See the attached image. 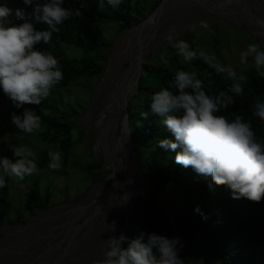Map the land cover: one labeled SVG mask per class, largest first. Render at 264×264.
Returning a JSON list of instances; mask_svg holds the SVG:
<instances>
[{"label":"trees","instance_id":"1","mask_svg":"<svg viewBox=\"0 0 264 264\" xmlns=\"http://www.w3.org/2000/svg\"><path fill=\"white\" fill-rule=\"evenodd\" d=\"M160 1L122 0L119 8L113 10L107 4L99 8L97 0H64L63 7L79 8L81 16L64 21L59 26L60 31L54 32L47 44L41 41L34 45L40 50L50 51L61 65L64 79L54 88L66 90L78 80L99 78L113 45V39L106 38L103 29L108 25H116L121 32L146 17L143 10L147 4L152 12ZM39 2L44 3V0ZM0 4H6L12 10L8 17L12 23L19 25L30 22L36 30L47 28L46 24L33 19L32 5H25L22 0H0ZM17 9L24 12L22 19L16 17ZM179 38L189 42L193 50L201 51L193 39L192 27ZM249 39L257 42L253 37ZM221 40L219 36L214 35L209 43L215 51L213 62L224 64ZM65 44L78 47L80 56H69L64 48ZM162 54L166 55V64L160 59ZM141 67L140 80L127 105V112L139 175L145 178L146 186L135 201V209L131 214L132 231L128 237L135 238L141 231H154L169 238L178 237L183 243L179 252L182 264H264V197L260 202L243 197L234 199L227 186L215 185L199 177L190 166L185 168L175 163V153L157 145L158 139L174 138L161 123V118L152 114L145 120L139 115L141 111H150V99L154 92L161 87L171 88L172 77L177 69L196 72L209 95H217L231 87V83L225 75L216 74L214 68L203 59L185 62L176 55L167 41L150 59L143 62ZM242 70L249 78L244 93L234 95V104L227 110L222 109L218 114L228 116L229 119L241 115L244 120L251 122L257 137H264V121L252 115L257 96L264 99V77H260L255 69H236L237 72ZM52 97L48 96L40 105L26 104L23 107L33 109L41 116L42 130L38 135L50 144L48 148L55 149L58 145L66 163L72 147L78 141L72 138L76 112L63 111ZM48 148L42 150L37 157L39 169L48 166ZM90 154L92 155V152ZM84 170L89 176L100 172L95 181H102L109 171L104 170V163H95L93 158ZM2 190L7 192L6 187ZM29 191L36 209L30 212V216L52 207L49 204L52 197L49 187H46L43 193L34 189ZM159 194L166 198L168 207L166 212L161 213L163 220L158 218L156 203L154 204V198ZM5 199L6 194L0 198V204ZM197 209L207 219H199ZM4 222L13 225L19 224L21 220L0 215V226Z\"/></svg>","mask_w":264,"mask_h":264},{"label":"clouds","instance_id":"2","mask_svg":"<svg viewBox=\"0 0 264 264\" xmlns=\"http://www.w3.org/2000/svg\"><path fill=\"white\" fill-rule=\"evenodd\" d=\"M22 2L33 6V19L46 24L47 28L36 30L30 22L12 23L8 19L12 10L6 4H0V90L17 109L26 104L40 105L64 79L58 59L50 51L34 45L41 41L47 44L53 33L60 31L59 26L64 21L81 16L79 8L63 7L64 0ZM121 3L122 0H97L99 8L107 4L113 10ZM242 11L247 12L248 8L245 6ZM15 15L22 19L24 12L17 9ZM148 23L155 24L156 21L149 19ZM258 23L264 27V20ZM201 26L208 28L203 21ZM165 39L185 62L203 59L216 74L225 75L232 86L215 96L209 95L196 72L177 69L171 88L161 87L154 92L150 111H141L139 115L145 120L152 114L161 118V123L174 138L158 139L157 145L175 153V163L185 168L190 166L199 177L215 185L227 186L234 199L243 197L260 202L264 197V137H257L251 122L241 115L229 119L218 114L234 104V95L244 93L249 78L243 70L237 72L231 65L214 63V58L210 59L204 51L193 50L189 42L178 37L174 26L169 27ZM160 59L167 63L165 54ZM239 63L264 77V46L258 42L248 43L239 52ZM252 115L264 121V99L260 96H257ZM10 119L18 129L21 141L24 134L42 130L41 116L33 109L24 107L20 114L11 113ZM10 147L15 160L0 157V189L6 187L5 175L23 181L37 171L38 158L30 146L17 143ZM46 154L50 169L62 167L63 152L58 145L55 149L48 148ZM122 197V203L129 199L128 194ZM196 214L201 220L207 219L198 209ZM111 225L115 231L114 224ZM104 243V259L93 261V264H182L179 252L183 243L178 237L141 231L135 238L121 233L118 237L110 236Z\"/></svg>","mask_w":264,"mask_h":264},{"label":"water","instance_id":"3","mask_svg":"<svg viewBox=\"0 0 264 264\" xmlns=\"http://www.w3.org/2000/svg\"><path fill=\"white\" fill-rule=\"evenodd\" d=\"M245 6L247 12L242 11ZM260 10L264 13L259 0H231L230 3L228 0H161L147 17L127 29L123 39H117L112 45L101 70V89L88 129L94 161L104 163L108 173L74 201L41 210L20 224L8 239L0 241V264H93L104 259L105 240L121 233L128 236L132 231L131 214L142 189L137 179L139 166L128 127L127 105L136 91L141 63L152 43L146 46L143 40L150 30L157 29L158 34L168 15L183 11L201 12L207 15L205 19L213 21H234L264 46V27L258 23L264 20ZM149 19H155L156 23L149 24ZM256 22L263 28L260 34L263 38L247 27L246 23ZM125 45H129L127 60L130 62L126 60L124 66L125 70L129 68V77L121 80L122 73H116L114 78L110 76L105 81L109 66ZM129 179L132 183H127ZM125 194L129 199L122 203Z\"/></svg>","mask_w":264,"mask_h":264},{"label":"rangeland","instance_id":"4","mask_svg":"<svg viewBox=\"0 0 264 264\" xmlns=\"http://www.w3.org/2000/svg\"><path fill=\"white\" fill-rule=\"evenodd\" d=\"M148 1L152 2L154 0ZM259 2L264 11V1L259 0ZM150 10L149 5L147 4L143 10L146 17L151 13ZM259 13L264 16L262 10H260ZM206 16V14L204 15L201 12L192 14L183 11L173 12L168 15L160 27L157 36L151 41L152 43L147 49V53L144 57L145 59L142 63L150 59V57L161 48L166 41L165 37L168 34L170 26L175 27L178 37L183 35L189 27H192L195 43L210 59L214 58L215 51L209 42L214 35H217L222 39L220 45L223 46L222 54L224 55V64L231 65L234 70L238 68L243 69L244 66L239 63V52L244 49L248 43L252 42L249 39L251 36L242 31L234 21L225 19H216L213 21L211 19H205ZM202 21L208 24L207 29L201 26ZM246 24L250 31L256 32L259 35L262 34L261 31L263 28H261L257 22ZM132 26H135V24ZM129 28L120 32L116 25H108L103 30L105 37L113 39L114 44L117 39H123L124 34ZM260 37L263 38L261 35ZM127 46L129 45L123 47L119 56L109 66L108 70L110 71L106 75L105 81H107L110 76L114 78V74L117 73L118 75L125 71L124 66L126 63L130 62L127 60L129 50ZM64 48L67 54L71 57H75L77 54L80 56L81 54L80 49L73 44H65ZM100 77L86 81L78 80L72 83L66 90H59L56 88L51 90L49 96H53V100L56 101L63 111L76 112L72 138L78 139V141L72 147L67 162L64 163L63 161L62 167L58 170H52L48 166L42 169L37 168L36 172L32 175L26 176L23 181L16 177L5 175V177L7 176V192L5 193L0 189V198L6 194V199L0 204V215L9 219L19 218L21 222L13 225L4 222L0 226V241L8 239L13 230H15L20 224L29 221L32 217L30 216V212L36 210L33 206L31 199L32 194L29 190H39L43 193V190L46 187H49L52 194L49 204L54 207L74 201L89 187V185L97 182L95 181V177L96 175H100V172H94V174L89 176L85 173L84 169L86 165L92 162L93 158L90 154L91 145L88 138V129L92 122V111L97 105V94L101 89L100 84L102 81H100ZM86 87H91V89H87ZM23 108V106L20 109L15 108L11 100L4 95L2 90H0V155L1 157L13 159V162L15 158L13 157V152L10 147L11 145L24 143L32 148L37 157L42 150H45L50 146V144H47L41 139L38 133L24 134V139L22 141L18 139V129L12 125L9 115L13 112L17 113L23 111ZM104 170L107 172L109 169L104 165ZM137 179L139 187L142 189L137 196L138 199L142 191L145 189L146 182L145 178L139 175V172L137 174ZM21 185H23V187H21ZM155 203L156 214L159 219L163 220L161 213L162 211L166 212L165 210L168 209L166 198L162 194H159L154 198V204Z\"/></svg>","mask_w":264,"mask_h":264},{"label":"bare ground","instance_id":"5","mask_svg":"<svg viewBox=\"0 0 264 264\" xmlns=\"http://www.w3.org/2000/svg\"><path fill=\"white\" fill-rule=\"evenodd\" d=\"M147 34V33H146ZM149 35L145 38V40H143V44H146V46L154 39V37L156 36V34H157V29H153L152 31L150 30L149 31V33H148ZM148 41V42H147ZM128 67H127V69L124 71V72H122V79L121 80H125L126 78H128L129 77V72H128ZM85 260H86V258H84ZM84 262V261H83ZM78 264H81V263H78Z\"/></svg>","mask_w":264,"mask_h":264}]
</instances>
